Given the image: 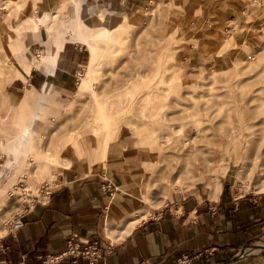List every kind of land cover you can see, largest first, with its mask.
Returning a JSON list of instances; mask_svg holds the SVG:
<instances>
[{
	"label": "rangeland",
	"instance_id": "obj_1",
	"mask_svg": "<svg viewBox=\"0 0 264 264\" xmlns=\"http://www.w3.org/2000/svg\"><path fill=\"white\" fill-rule=\"evenodd\" d=\"M14 1L16 7L19 0ZM85 2L92 5L89 13L82 11L80 0H62L64 13L51 17V25L23 30L21 53L27 61L54 53L55 30L67 34L52 78L36 63L25 74L8 37V23L14 24L17 12L0 9V46L8 54L0 71V117L6 118L4 93L15 101L25 93L37 98L42 84L51 81L37 127L43 133L41 139L35 135V142L41 141L44 150L55 145L56 151L60 141L67 152L77 140L85 155L90 149L94 158L86 169L80 168L83 156L77 165L52 160L68 167L56 169L54 176L37 170L32 155L30 165L16 171L15 163L7 165L13 154L3 150L17 130L9 118L7 131H0V191L6 188L5 195L0 193V224L63 182L95 175L112 178L114 197L121 193L118 186H133L135 196H120L129 215L144 213L140 221L180 201L213 200L217 178L225 190H260L264 0H236L232 6L221 2L210 7L208 21L197 22L186 0ZM18 11V17L35 13L25 7ZM61 17L70 19L61 25ZM126 19L134 20L135 27L122 40L106 37L105 27L113 30L112 25ZM114 44L118 49L109 52ZM19 72L24 77L13 80ZM139 107L147 114H136ZM257 244L264 239L245 246L244 257L264 254Z\"/></svg>",
	"mask_w": 264,
	"mask_h": 264
},
{
	"label": "crops",
	"instance_id": "obj_2",
	"mask_svg": "<svg viewBox=\"0 0 264 264\" xmlns=\"http://www.w3.org/2000/svg\"><path fill=\"white\" fill-rule=\"evenodd\" d=\"M12 1L14 0H0V3L4 4L0 9L6 7L10 12H17L14 24L9 22L7 26L9 43L16 54L14 56L19 64H22L25 74H29L32 64L36 63L52 78L55 75L57 60L65 48L67 34L55 30L51 38V45L55 47L54 53L47 57H33L31 61H27L26 56L21 53L25 45L21 35L24 29L37 31L42 24L47 28L49 21L44 18L45 14L61 12L59 9L62 0L58 3H55L58 0H16L20 2L17 8L9 7ZM143 1L145 0H114L115 4ZM186 1L188 6L194 8L193 12L196 11L193 17L197 22L203 18V21L209 20L210 7L221 2L232 6L236 0ZM54 3L55 7L47 10ZM23 7L35 13L18 17V8L20 10ZM72 8L74 9L73 5ZM74 12L75 9L73 20ZM30 18H34V28L27 26ZM60 19L62 25L70 18ZM0 49L4 48L0 46ZM23 77L22 72H19L13 80L19 81ZM50 86L51 81H45L42 84L43 93L37 98L32 93H25L15 101L4 93L6 118L0 117V131H7L6 122L9 118L17 128L11 140L3 147L5 152L13 154L14 160H7V165L15 163L16 171L26 165L28 167L32 155L36 158L34 167L37 170L42 169L44 175L51 172L55 176L56 169L68 168L52 162L62 160L59 141L61 139L58 140L56 151L55 145L44 150L41 141L34 140L35 135L41 139L43 133L41 130L37 131V127L44 119V106L48 100L45 94ZM77 146L80 148L76 140L68 145V149ZM106 146L104 144V147ZM80 150L84 151L82 148ZM92 154L93 152L87 149L88 159L80 166L81 169L93 164ZM113 183L111 177L101 175L80 181L67 180L59 188L48 192L44 199H38L25 208L22 214L25 224L17 230L15 236L7 234V228L0 224V236L5 235L0 239V244L5 246H0V263L24 261L25 264H90L84 258L43 263L46 254L60 253L68 238L75 234L77 237L99 238L103 247H111V252L104 254L95 264H141L142 261H148V264H176L177 258L185 253L193 256L189 264H264V254L256 257L238 255V250L242 251L245 246L255 245L264 239V190L236 193L233 189L220 188L213 200H184L171 207L158 209L143 220L139 219L138 223L124 233L135 214H128V203L120 195H134L133 186H118L121 193L114 197ZM0 193L5 195L6 188H2ZM141 216L144 217V213Z\"/></svg>",
	"mask_w": 264,
	"mask_h": 264
},
{
	"label": "bare ground",
	"instance_id": "obj_3",
	"mask_svg": "<svg viewBox=\"0 0 264 264\" xmlns=\"http://www.w3.org/2000/svg\"><path fill=\"white\" fill-rule=\"evenodd\" d=\"M80 4H81V9H82V11L85 13H89L90 11H91V9H89L90 8V6H92L91 4L89 5V3H86L85 2V0H80ZM13 5H10L9 7H12ZM14 6H16V7H14V8H17L18 6H20V2L19 3H17V4H15ZM64 7H63V5L61 4V6H60V9H59V11H61V12H56V13H54V14H45V16H44V18H46L48 21H49V24H48V26L49 25H51L50 23H51V21H52V19H51V17H55V15H57V14H61L62 12H64V9H63ZM106 11H108V9H106ZM111 13V16H112V12H110ZM109 13V14H110ZM34 18H30L28 21H27V26L28 27H35V24H34V20H33ZM135 21H136V18L134 19ZM134 20H132V21H130V20H128V19H126V20H123L122 22H120L117 26H113L112 25V28L113 27H115L113 30H111V28H110V26H108V27H105L104 28V32L106 33V37H114V39L116 40V42H119L120 40H122L123 38H122V36L124 35V34H126L128 31H131L132 30V28H134L135 27V22H134ZM57 23V22H56ZM58 25V24H57ZM17 30V32L19 31V28H17L16 29ZM118 48H117V45H112L111 46V48L109 49V52L110 51H116ZM108 52V53H109ZM8 56V54H7V52H6V50H1L0 49V71H2V68H3V62L6 60V57ZM102 57H103V55H102ZM8 58V57H7ZM95 62L97 63V64H99L100 62H102L101 61V59H100V56H98V58L95 60ZM145 112V108L144 107H139V109H136L135 110V113L136 114H139V115H141V114H144V115H146L147 113H144ZM194 140V139H193ZM189 141H190V139H189ZM186 142H188V141H186ZM190 142H192V140L190 141ZM61 156H62V161H63V163L64 164H68L69 162L70 163H73V164H75V165H77V164H79L80 162H81V160H82V151L80 150V148L77 146V147H73V148H71V149H68V151L66 152L65 151V149H63V147L61 148ZM85 154V153H84ZM85 157H84V159L86 160L87 159V152H86V155H84ZM55 157L57 158L58 157V151L55 153ZM83 159V160H84ZM54 161H58V160H54ZM209 167V166H208ZM206 168V167H205ZM204 168V169H205ZM210 168V167H209ZM202 170V169H201ZM212 170V169H211ZM201 172V171H200ZM225 172V171H224ZM203 173H205V172H203ZM202 173V174H203ZM218 179V178H217ZM216 179V180H217ZM214 181V182H216L215 183V186H216V188H214L213 190H211V192H210V196L213 198V199H215L216 197H217V194L219 193V190H220V188H221V184H222V182H221V179H219L218 181ZM258 188H261L260 190H264V173H263V175L260 177V181H259V185H258ZM48 194V193H47ZM46 194V195H47ZM142 216H141V213H137V214H135L134 216H133V218L131 219L132 221L130 222V224H129V226H128V228L126 229V230H124V233H126V232H128L130 229H131V227H133L136 223H138L139 222V219L141 218ZM113 232V231H112ZM257 246H258V248L259 249H263L264 248V244H257ZM255 247V246H254ZM251 249H253L254 250V248H252V246H251ZM255 249H257V248H255ZM258 250V249H257ZM255 251V250H254Z\"/></svg>",
	"mask_w": 264,
	"mask_h": 264
},
{
	"label": "built area",
	"instance_id": "obj_4",
	"mask_svg": "<svg viewBox=\"0 0 264 264\" xmlns=\"http://www.w3.org/2000/svg\"><path fill=\"white\" fill-rule=\"evenodd\" d=\"M23 213H17L14 215L12 219H7L4 224H2L5 228H7V234L10 233L15 236L17 230L21 229L25 223L22 220ZM6 234V235H7ZM5 235L0 236V239L3 238ZM2 248L5 246L0 244ZM111 247H103L102 241L99 238L92 239V238H83L77 237L75 234L70 236L67 240L66 246L63 250H61L58 254H46L43 259V263H56L61 262L67 258L79 259L84 258L90 264L97 263L104 254L110 253ZM239 254V252H238ZM240 256L244 255V252L239 254ZM192 255L185 253L182 254L180 257L177 258L176 264H189L192 260ZM0 264H25L24 261L11 263L1 261ZM141 264H148V261H142Z\"/></svg>",
	"mask_w": 264,
	"mask_h": 264
}]
</instances>
